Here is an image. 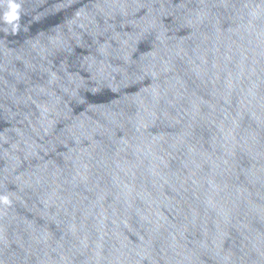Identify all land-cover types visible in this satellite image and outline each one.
<instances>
[{"label":"water","instance_id":"obj_1","mask_svg":"<svg viewBox=\"0 0 264 264\" xmlns=\"http://www.w3.org/2000/svg\"><path fill=\"white\" fill-rule=\"evenodd\" d=\"M0 264H264V0H0Z\"/></svg>","mask_w":264,"mask_h":264},{"label":"clouds","instance_id":"obj_2","mask_svg":"<svg viewBox=\"0 0 264 264\" xmlns=\"http://www.w3.org/2000/svg\"><path fill=\"white\" fill-rule=\"evenodd\" d=\"M19 5L15 4V3H11L10 4V11L8 13L5 14L4 16V20L6 23H13V21H18L19 20ZM18 26V25H14Z\"/></svg>","mask_w":264,"mask_h":264}]
</instances>
